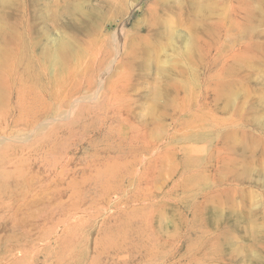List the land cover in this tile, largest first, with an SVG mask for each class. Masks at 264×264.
<instances>
[{
    "label": "rangeland",
    "instance_id": "374dc122",
    "mask_svg": "<svg viewBox=\"0 0 264 264\" xmlns=\"http://www.w3.org/2000/svg\"><path fill=\"white\" fill-rule=\"evenodd\" d=\"M0 264H264V0H0Z\"/></svg>",
    "mask_w": 264,
    "mask_h": 264
},
{
    "label": "bare ground",
    "instance_id": "6f19581e",
    "mask_svg": "<svg viewBox=\"0 0 264 264\" xmlns=\"http://www.w3.org/2000/svg\"><path fill=\"white\" fill-rule=\"evenodd\" d=\"M123 163V162H122ZM122 163H121V165H122ZM124 164V163H123ZM118 168L117 167H114V166H112L111 167V169H110V174H108V175H106L105 174V176L104 177H101L100 179H97L96 180V182H97V187L99 188V189H103V190H112V189H114L113 187L114 186H116L117 184H118V181L120 180V175H119V173H117L118 171ZM119 177V178H118ZM123 179V178H122ZM122 181V180H121ZM97 187H96V189H97ZM117 188V187H116ZM96 192V191H95ZM112 192V191H111ZM106 194V193H105ZM107 194H110V193H107ZM113 194V193H112ZM114 195V194H113ZM119 201V200H118ZM120 203V202H119ZM120 205V204H119ZM119 205H118V207H119ZM109 206H111V205H109ZM117 206V205H116ZM120 206H122V204L120 205ZM128 206V205H127ZM123 207V206H122ZM126 207V206H125ZM129 207V206H128ZM135 209V208H134ZM133 209V210H134ZM120 210V209H119ZM121 210H123L122 208H121ZM136 210V209H135ZM126 211H127V213H128V210H125V213H126ZM121 212V211H120ZM120 212H118L119 214H121ZM124 212V211H123ZM131 212V211H130ZM125 213H123L124 215H125ZM127 215V214H126ZM128 216V215H127ZM137 216V215H136ZM117 217H118V215H117ZM117 217H115V221L117 220L116 218ZM113 218V217H112ZM131 218V217H130ZM122 219V218H121ZM127 219V218H126ZM145 219V218H144ZM123 220H125V219H123ZM135 220H136V218H135ZM113 221V220H112ZM134 221V220H133ZM110 222H111V220H110ZM145 222V221H144ZM112 223V222H111ZM119 223H121L120 225H119V227H118V236H120L121 235V233L120 232H122V231H124V230H127V222H119ZM128 223H130V221L128 222ZM146 223V222H145ZM131 224H133V222H131ZM130 224V225H131ZM115 225V224H114ZM129 225V226H130ZM110 227H112V226H110ZM109 230H110V228H108ZM114 230V229H113ZM113 230H112V232H113ZM116 231H117V229H115ZM128 230H130V227H129V229ZM107 232V231H106ZM111 232V231H110ZM111 232V233H112ZM135 232H137V231H135ZM143 232V231H142ZM100 234V233H99ZM122 234H123V232H122ZM128 234V233H127ZM131 234V233H130ZM129 234V235H130ZM109 235V234H108ZM117 235V234H116ZM126 235V234H125ZM107 236V235H106ZM123 236V235H122ZM112 237V236H111ZM98 238V237H97ZM100 238V237H99ZM102 238H105V237H102ZM120 238V237H119ZM122 238H124V237H122ZM104 240V239H103ZM115 240V239H114ZM119 240V239H118ZM99 241H102V240H99ZM105 241H108V240H105ZM110 242V241H109ZM111 242H112V240H111ZM110 242V243H111ZM98 243H100V242H98ZM103 244H105V243H103ZM109 244V243H108ZM113 245V244H112ZM95 246H97V245H95ZM130 246V245H129ZM104 247V246H103ZM112 247V246H111ZM89 248V247H88ZM96 248V247H95ZM116 248V247H115ZM94 249V248H93ZM103 250V249H102ZM113 251H115V250H113ZM118 251V250H117ZM98 254H99V252H98ZM116 254H118V252L116 253ZM104 255V254H103ZM135 255V254H134Z\"/></svg>",
    "mask_w": 264,
    "mask_h": 264
}]
</instances>
